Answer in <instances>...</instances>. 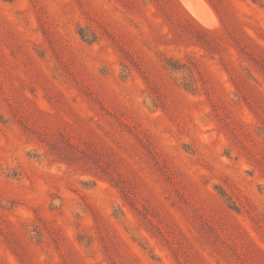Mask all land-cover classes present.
I'll return each instance as SVG.
<instances>
[{"label":"rangeland","instance_id":"obj_1","mask_svg":"<svg viewBox=\"0 0 264 264\" xmlns=\"http://www.w3.org/2000/svg\"><path fill=\"white\" fill-rule=\"evenodd\" d=\"M0 264H264V0H0Z\"/></svg>","mask_w":264,"mask_h":264}]
</instances>
